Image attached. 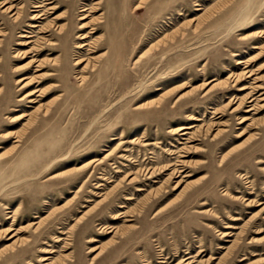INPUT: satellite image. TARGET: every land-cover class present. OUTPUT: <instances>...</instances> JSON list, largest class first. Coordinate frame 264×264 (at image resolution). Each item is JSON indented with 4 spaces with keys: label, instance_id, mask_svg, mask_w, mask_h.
Listing matches in <instances>:
<instances>
[{
    "label": "rangeland",
    "instance_id": "obj_1",
    "mask_svg": "<svg viewBox=\"0 0 264 264\" xmlns=\"http://www.w3.org/2000/svg\"><path fill=\"white\" fill-rule=\"evenodd\" d=\"M189 255L264 264V0H0V264Z\"/></svg>",
    "mask_w": 264,
    "mask_h": 264
},
{
    "label": "bare ground",
    "instance_id": "obj_2",
    "mask_svg": "<svg viewBox=\"0 0 264 264\" xmlns=\"http://www.w3.org/2000/svg\"><path fill=\"white\" fill-rule=\"evenodd\" d=\"M41 5H38L37 7H40ZM84 11L85 10H87L86 8H84L83 9ZM86 16H83L82 18H85ZM38 25L37 24H31V27H37ZM89 25L88 24H83L82 26H81V28H83V27H88ZM83 30V29H82ZM96 32V31H95ZM79 38H80V42L76 45V48H78L79 49V54L81 53V52H83V51H87V48L90 46V47H92V48H96L95 47V43L94 42H92L93 43V45H91L90 44V42H88L89 41V38H90V35L89 34H87V33H82L80 36H79ZM87 47V48H86ZM92 48H89V50H91V51H95V50H93ZM89 54H92V53H89ZM96 61H97V57H88V58H85V57H83V56H79L77 59H76V62L74 63V65H76L77 67H78V70H77V75H78V78L81 80V81H85V79L87 78V76H86V74H85V69L88 67V65H95V63H96ZM86 62V65L84 66V67H82V68H80L81 66H82V64H84ZM238 63L239 64H245V61L244 60H239L238 61ZM245 68H247V67H245ZM254 75V73L252 72V71H244L243 73H240V74H237V75H231L230 77H229V79L231 80V79H234L235 81H239V80H243L244 78H248V77H252ZM29 77H24L23 79H21V80H24V79H28ZM256 79H258V80H260L258 77L256 78ZM245 80V79H244ZM226 83H228V80L227 81H224L223 82V84H226ZM32 84V82L31 81H28L27 83H25L21 88H24L25 86H29V85H31ZM247 88V86H243V87H241L240 88V90H245ZM37 91H39V90H34V91H31V92H28L27 94H25L24 95V97L23 98H21L20 100H24V99H26V98H30V102H36V99H34L32 96L35 94V92H37ZM40 96V95H39ZM250 98V99H249ZM246 99H249L248 101L246 100ZM253 98H251V96L249 97H247V98H245V99H242V102H241V104L242 103H244V102H247V103H252L253 102ZM252 110H254V107H252V106H250L246 111L247 112H250V111H252ZM25 116H28V114L27 113H24V114H21V115H19L17 118L18 119H23ZM248 117H246V118H244L241 122H243L244 120H246ZM190 127L189 126H182L179 130L182 132V134L181 135H185V134H187L188 132H185V130H187V129H189ZM176 132V131H175ZM174 132V133H175ZM179 162L180 163H178V166L179 165H184L185 163H186V161L185 160H179ZM171 166H173V165H171ZM180 172H184V170L183 169H181V168H179V167H177V168H175L174 167V171H173V173L171 174V176L173 175V176H175V175H177V174H179ZM131 182H134V180L132 179L131 180ZM138 190L139 191H141V190H144V188H138ZM129 199H132L133 197H128ZM45 252H48V251H45ZM200 254V253H199ZM199 254H197V256H199ZM193 258V256H191V255H189V256H187L186 258H184L183 260H184V262L182 261L181 262V264H192L194 261H191V259ZM43 260H48V259H50V257H48V256H44L43 258H42Z\"/></svg>",
    "mask_w": 264,
    "mask_h": 264
}]
</instances>
